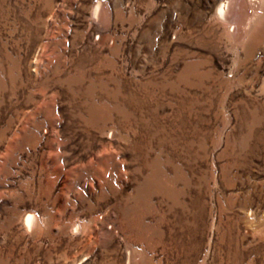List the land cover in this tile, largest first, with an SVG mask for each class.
Here are the masks:
<instances>
[{"label": "rangeland", "instance_id": "obj_1", "mask_svg": "<svg viewBox=\"0 0 264 264\" xmlns=\"http://www.w3.org/2000/svg\"><path fill=\"white\" fill-rule=\"evenodd\" d=\"M220 1L0 0V264H264V1Z\"/></svg>", "mask_w": 264, "mask_h": 264}, {"label": "bare ground", "instance_id": "obj_2", "mask_svg": "<svg viewBox=\"0 0 264 264\" xmlns=\"http://www.w3.org/2000/svg\"><path fill=\"white\" fill-rule=\"evenodd\" d=\"M258 7L255 5L254 0H221L217 6L216 15L228 32H231L229 25H233L232 32L240 40L247 26L256 17ZM98 14L96 12L97 16ZM33 221L34 215L29 214L25 220L26 225L31 226ZM132 263L134 262H132V253L130 252L129 264Z\"/></svg>", "mask_w": 264, "mask_h": 264}]
</instances>
